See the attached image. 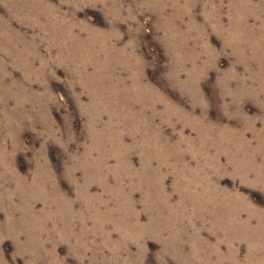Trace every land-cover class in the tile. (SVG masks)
<instances>
[{"label": "rangeland", "instance_id": "rangeland-1", "mask_svg": "<svg viewBox=\"0 0 264 264\" xmlns=\"http://www.w3.org/2000/svg\"><path fill=\"white\" fill-rule=\"evenodd\" d=\"M0 264H264V0H0Z\"/></svg>", "mask_w": 264, "mask_h": 264}]
</instances>
